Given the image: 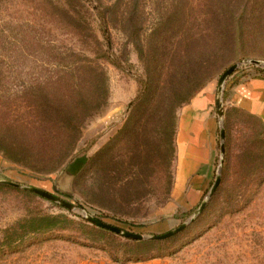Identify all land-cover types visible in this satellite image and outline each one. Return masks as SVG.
Instances as JSON below:
<instances>
[{
    "label": "rangeland",
    "instance_id": "obj_1",
    "mask_svg": "<svg viewBox=\"0 0 264 264\" xmlns=\"http://www.w3.org/2000/svg\"><path fill=\"white\" fill-rule=\"evenodd\" d=\"M127 1L131 33L124 30V20L116 13L109 17L106 38L95 9L99 3L116 7L119 0H0V26L13 42L8 48L0 36V60L5 54L17 56L0 62L4 64L0 72L4 92L0 94V123L12 127L9 134L16 136V144H27L20 148L26 155L19 164L0 150V182L36 187L76 206L71 215L55 207L56 203L0 189V264H264L263 122L237 106L226 105L224 95L221 122L217 115L219 79L232 56L216 63L212 80L202 90L213 84L218 120L208 185L190 189L191 177L180 190L177 135L180 113L186 105L177 113L173 152L154 117L143 114L145 109L134 112L133 102L149 89L151 81V95L164 101L181 99L197 83L194 77L188 82L197 63L193 58L188 62L182 59L178 39L168 47L165 66L164 59L159 63L161 53L151 45L162 23L176 19L178 0ZM255 11L257 21L249 24L247 31L257 38L237 51L238 58L243 56L236 63L240 67L229 78L223 94L231 83L237 85L242 78L253 77L249 76L253 73L249 61H264V0ZM249 18L245 16L243 22ZM85 58L98 64L104 74L101 82L106 94L102 93L93 106H87L82 97L92 84L91 71L82 79L77 73L83 70L63 73L64 66ZM185 62L188 71L182 70ZM77 79L82 95L64 90L71 85L68 81L76 84ZM48 91V99L65 115L70 116L65 107L74 110L76 104L81 106L77 111L81 115L78 140L61 166L56 165L61 147L70 139L55 141L58 150L47 157V151L34 145L49 141L53 145L54 140L40 138L33 129L34 139L18 130V121L25 120V103L39 105L38 97L44 99ZM221 128L225 131L222 142ZM221 143L224 156L220 154ZM194 152L182 157L185 161L191 158L188 174L205 167L203 160L208 161L203 145ZM45 159L49 164L44 171L28 167ZM217 175L221 183L209 197ZM204 200L206 207L195 215ZM85 214L142 234L145 242L189 224L163 243L137 245L86 225L78 217L85 218ZM58 215L69 221L59 219L57 228L37 230L35 219Z\"/></svg>",
    "mask_w": 264,
    "mask_h": 264
},
{
    "label": "trees",
    "instance_id": "obj_2",
    "mask_svg": "<svg viewBox=\"0 0 264 264\" xmlns=\"http://www.w3.org/2000/svg\"><path fill=\"white\" fill-rule=\"evenodd\" d=\"M259 1L260 0H178L176 19H167L166 22L162 23V28L155 31L151 45L156 48V51L161 53L159 63L164 59L162 65L165 66L166 62L169 61V53L167 52L168 47L171 46V44L177 39L178 41L176 43L180 47V54H182V59H187L186 62H188L191 60V58H193L197 63L193 75L189 76L188 80V82H190V79L194 77L197 83L181 99L164 101L162 98L151 95V91L154 88L151 81L148 82L150 86L149 89L147 87L146 91L140 93V95L133 102L134 112L145 109L143 114H148L151 119L154 117L153 120L161 126L163 135L169 143V147L173 152H175L174 139L177 130L178 110L182 109L183 106L188 105L191 100L204 89L207 83L212 80L215 73L214 67L219 60H225L227 56H232V58L222 70L224 73L238 61H240L243 57L242 56L238 58L237 51L241 49L247 41H253L257 38V34L252 33L251 31L248 32L247 29L249 24L253 26L257 21V18L255 17V8ZM128 8L129 7L127 0H119V3L116 5V7L115 4L112 6H102L99 3V6L95 10L96 15L101 20L102 32L104 37L107 38L109 36V17L111 18L116 13H119V16H121L124 20V30L128 32L131 31L130 29L132 28L133 24L131 18L128 15ZM245 16L250 17L247 23L243 22L246 20L244 19ZM7 33V30L0 26V36H3L4 43L9 48V46H11L13 42H10V38H6L5 34ZM5 55L2 56L0 62L3 58L13 61V58L17 57L10 54L8 56ZM19 57H23L24 59H26V55H20ZM186 62L182 64V70L188 71ZM3 65V63H0V72ZM64 67V74H72L73 72L83 70V72H76L79 79H82L83 76H87V74L85 73L86 71H91V78L93 77L94 81L90 80V82L92 81V84L90 86V89H87L84 92L85 94L82 95L78 79L76 81V84L72 83V80L68 81L71 82V85L68 88L64 89L65 91L71 90V94L80 93L83 97L84 103L87 106H93L92 104L96 103L97 99H102V93L106 94L104 83L102 84L101 82L104 74L98 64L85 58L84 60H79L77 64L75 63L71 66ZM252 70L253 73L251 72L249 76H264L263 68L253 66ZM206 71L209 72L206 73ZM81 74L83 75L81 76ZM95 80H98L100 83L96 82ZM235 83H231L232 86H234ZM157 85V87H159V83H157ZM228 87L226 88L224 94V101L226 105L230 104L228 103L230 90V88ZM3 93V90L0 89V94ZM49 96H51V93L48 91L45 92V97L44 99H42L43 101L40 97H38V100L40 102L39 105L25 103L24 109L26 110L23 112L25 120L22 121V123L18 121V124L20 125V128L18 130L22 129V131H24L22 133L23 135L33 138L34 134L31 132V130L33 129L37 134H41L40 138H50L54 140L53 145L50 143L52 141H49L48 144L44 145L33 144L36 149L39 150L42 148L44 151H47V157H49L55 150H58L55 141L59 139H70L71 142H68L69 144L66 147H61L62 152L60 154V157H58V161L56 163V165L61 166L62 164H64L63 161L70 157L71 152L74 148V144L78 140L77 136L80 133L81 115L77 113V111L81 109V106L76 104L74 110L67 109L65 107V110L70 114V117L69 115H65L62 112L63 109H61V107L54 105L52 101L48 99ZM240 110L254 117L249 112L242 109ZM0 112L3 111L0 110ZM9 112L17 113L16 110H10ZM25 114L27 116H25ZM0 124V150L13 163H21L19 159L26 155V152L25 150H20V148H25L27 144H24L23 141L22 144H16V136L13 134H9L12 127L10 125H6V122ZM46 124L52 126H44ZM36 126H38V128H35ZM4 128H6L7 132L5 134H3ZM261 128L264 135V125L261 126ZM48 164L49 163L45 159L36 161L28 167L33 170L44 171L45 167ZM225 165L226 160L224 161V169ZM0 189H8L9 191L23 193L26 196L33 195L43 200H47L36 194L18 190L15 187L8 186L2 183H0ZM54 205L60 210L74 215L72 211L58 204ZM78 217L81 218V220L86 225L92 227L93 229L108 235L119 237L128 243L137 245H144L146 243L159 244L168 240H153L150 242H145L128 239L109 230L103 229L93 224L84 217ZM96 218L104 223H107L98 217ZM59 219L69 221V219L64 215L39 217L35 219L36 225H39L37 230L55 229L58 227ZM141 261L142 260H135V262L137 263Z\"/></svg>",
    "mask_w": 264,
    "mask_h": 264
},
{
    "label": "crops",
    "instance_id": "obj_3",
    "mask_svg": "<svg viewBox=\"0 0 264 264\" xmlns=\"http://www.w3.org/2000/svg\"><path fill=\"white\" fill-rule=\"evenodd\" d=\"M213 84L208 86L198 96L193 98L180 113L179 128H178V160L181 163L177 186L181 190V186L185 181L192 177L190 189L201 190L207 186L211 175L210 155L213 153L216 143V134L218 129V120L214 113V96ZM228 103L239 107L249 113H252L260 118L264 125V76H253L242 78L237 85H229ZM203 145L206 148L208 161L205 162V167L196 168L193 174H189L190 169L187 161L182 160V157L194 155L195 147ZM184 161V162H183ZM186 162V163H185ZM203 168V169H202ZM198 171L195 173V171ZM202 169V171H201Z\"/></svg>",
    "mask_w": 264,
    "mask_h": 264
},
{
    "label": "water",
    "instance_id": "obj_4",
    "mask_svg": "<svg viewBox=\"0 0 264 264\" xmlns=\"http://www.w3.org/2000/svg\"><path fill=\"white\" fill-rule=\"evenodd\" d=\"M248 63L252 66L261 67L264 69V61L252 60V61H249ZM239 67H240V64L233 65L228 70H226L219 79L216 105H217V115H218V119L220 122L223 120V117H224V105H223V98H222V96L224 95L223 94L224 88H225L229 78L239 69ZM220 140H221V142L225 140V131L223 128H221V130H220ZM220 154H221V156H224V154H225V146L223 143H221V145H220ZM222 163H223V159H221V165H222ZM0 183L15 187L18 189H23L24 191L36 194V195L41 196V197H43V198H45V199H47L53 203H56V204L66 208L70 211L76 210V206L74 204H72V203L52 194V193H49L45 190H42V189H39L36 187L23 186L21 184L11 182V181H2ZM220 183H221V176L217 175L215 182H214V184L210 190L209 197H212L214 195V193L216 192ZM206 205H207V201L204 200L202 202L200 208L196 211L195 215L202 213V211L204 210ZM85 218L87 220H89L90 222H92L93 224H95V225H97L103 229L109 230L115 234H118L122 237L132 239V240H139V241H143L146 239L145 236L142 234H135V233L126 231L122 228L113 226L111 224L104 223L101 220L97 219L96 217H94L90 214H85ZM188 224L189 223H184L181 226H179L177 229H175L171 232H168V233L163 234V235L152 236V237H150V239L151 240H165V239L172 238L173 236L184 231L188 227Z\"/></svg>",
    "mask_w": 264,
    "mask_h": 264
}]
</instances>
